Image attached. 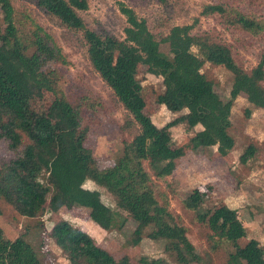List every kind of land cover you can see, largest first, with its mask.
Wrapping results in <instances>:
<instances>
[{"label":"trees","instance_id":"trees-1","mask_svg":"<svg viewBox=\"0 0 264 264\" xmlns=\"http://www.w3.org/2000/svg\"><path fill=\"white\" fill-rule=\"evenodd\" d=\"M38 9L54 16L62 26L82 32L87 57L117 100L138 124L139 131L110 165L102 164L84 145L94 114L87 117L89 96L69 98L61 85L67 56L57 37L36 21L22 0H0V201L21 215H56L61 210L84 209L103 230L121 229L124 218L107 206L101 193L84 187L92 181L104 188L115 205L125 211L140 233L163 240L177 264H202L180 216L170 210L169 198L159 180H165L186 147L216 146L219 155L234 147L229 133L234 100L240 94L252 108L264 107V0H227L205 4L191 24L156 32L132 8L121 6L126 16L125 37L98 34L88 29L78 11L88 0H33ZM200 18H214L233 42L213 29L196 30ZM259 45L256 64L246 69L239 47ZM165 48L166 50L164 51ZM205 63L222 65L233 75L228 99L201 71ZM162 78L164 90L156 101L171 112H187L157 126L144 112L145 98L137 78L138 67ZM98 101V100H97ZM100 101V100H99ZM93 106L91 105V108ZM201 126L184 146L173 147L170 128L180 122ZM255 154L248 145L240 155L246 163ZM207 192L194 189L180 199L190 211L192 224L212 231V251L228 244L231 264H264V246L255 239L238 240L245 228L226 205L204 206ZM1 215V207H0ZM120 218V219H119ZM49 236L70 264H132L124 255L116 260L82 228L67 220L52 226ZM142 264H162L163 259L141 258ZM0 264H41L38 254L22 236L8 239L0 226Z\"/></svg>","mask_w":264,"mask_h":264},{"label":"rangeland","instance_id":"rangeland-1","mask_svg":"<svg viewBox=\"0 0 264 264\" xmlns=\"http://www.w3.org/2000/svg\"><path fill=\"white\" fill-rule=\"evenodd\" d=\"M22 1L29 7L36 21L55 34L67 56V64L61 71V85L65 94L71 99L78 95L90 97L87 113L83 115L89 117L94 114L95 122L86 134L84 145L102 164H112L124 142L132 140L138 133V124L92 67L82 32L68 30L54 16L38 9L33 0ZM225 1L227 0H88V8L78 13L88 29L101 35L109 33L123 39L127 21L121 11L122 5L132 8L138 17L146 19L156 32L165 34L172 26L191 24L205 4ZM198 29H213L226 41L233 42L231 34L224 31L214 18H200L194 31ZM260 51L259 45L239 47L240 58L246 69L256 64ZM146 70V66L140 65L137 78L142 84L145 98L144 112L153 122L157 126H163L186 113V109L171 112L157 103L158 94L164 90L162 78ZM201 71L213 82L214 90L219 96L224 100L228 99L232 73L224 66L212 63H205ZM249 107L251 106L245 94H240L233 102L229 133L235 143L227 155H219L216 146L196 150L186 147L185 154L177 160L174 170L167 174L165 180L158 181L168 194L170 210L175 216H180L187 226L189 239L201 257L202 264H231L228 252L233 247L228 244L212 251L209 242L216 237L214 233L201 224H192L193 214L182 209L180 199L196 188L207 192L204 203L206 208L226 205L234 212L246 231V235L238 240L239 245L255 239L264 246V107L252 108L247 114L246 109ZM200 127H192L184 121L171 127L173 147L189 143ZM248 145L254 147L255 154L246 163H241L239 157ZM8 155L6 146L0 143V157ZM84 187L98 190L107 206L126 217L121 229H101L82 208L64 209L56 215L46 213L31 218L19 214L14 207L1 200L0 226L4 236L14 239L22 235L38 254L41 264H70L49 236L54 223L67 220L84 229L99 246L111 252L116 260L127 255L132 264H142L140 260L143 257L161 258L162 264H177L166 252L163 240L147 237L149 228L140 233L135 231L136 224L125 211L115 205L104 188L92 181H86Z\"/></svg>","mask_w":264,"mask_h":264}]
</instances>
